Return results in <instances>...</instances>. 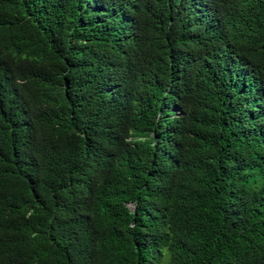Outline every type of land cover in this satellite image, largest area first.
<instances>
[{"label":"trees","instance_id":"16d2710c","mask_svg":"<svg viewBox=\"0 0 264 264\" xmlns=\"http://www.w3.org/2000/svg\"><path fill=\"white\" fill-rule=\"evenodd\" d=\"M0 264H264V0H0Z\"/></svg>","mask_w":264,"mask_h":264},{"label":"water","instance_id":"95a60500","mask_svg":"<svg viewBox=\"0 0 264 264\" xmlns=\"http://www.w3.org/2000/svg\"><path fill=\"white\" fill-rule=\"evenodd\" d=\"M128 207L130 208V210L134 209V207L131 204H128Z\"/></svg>","mask_w":264,"mask_h":264}]
</instances>
